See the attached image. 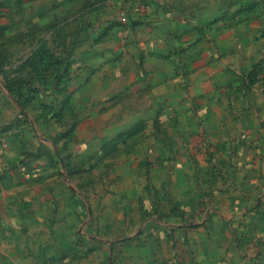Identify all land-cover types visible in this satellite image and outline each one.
<instances>
[{
	"label": "crops",
	"instance_id": "1",
	"mask_svg": "<svg viewBox=\"0 0 264 264\" xmlns=\"http://www.w3.org/2000/svg\"><path fill=\"white\" fill-rule=\"evenodd\" d=\"M140 1L58 0L50 29L47 1L31 0L20 30L0 22V72L14 79L0 78L10 161L0 175L11 180L0 189V264L98 249L108 261L113 243L94 232L110 225H50L96 183L140 210L159 198L171 224L193 220L137 225L122 246L171 247L185 226L202 264H264V0H164L139 14ZM54 36L82 40L78 59L66 76L41 57L38 78L33 60Z\"/></svg>",
	"mask_w": 264,
	"mask_h": 264
},
{
	"label": "rangeland",
	"instance_id": "2",
	"mask_svg": "<svg viewBox=\"0 0 264 264\" xmlns=\"http://www.w3.org/2000/svg\"><path fill=\"white\" fill-rule=\"evenodd\" d=\"M31 1V0H28ZM26 0H5V2H0V22L1 24H6L7 26L18 25L16 30H20V27H24L25 18H21L28 12L29 3ZM34 4H38L40 0H32ZM48 3V20L50 21V29L51 23L55 22L54 17L51 14H55L57 12V1L58 0H44ZM13 16V17H11ZM20 16V18L15 17ZM52 17V18H51ZM21 22V23H19ZM47 23V22H46ZM0 24V25H1ZM13 29V28H12ZM40 40V38H37ZM48 40V49L49 54L46 55L43 53L45 57L37 54L36 58L33 60L36 64L35 73L39 78L41 76V69L39 62L42 59L44 60V64L53 65L59 62L60 65L65 66V75H69L70 71H72V64L77 61L78 57L74 53L76 49L81 45L78 39L70 37L62 36L60 39L56 36L50 37ZM30 41L27 40L22 41L21 45H17L19 50L23 52V55L26 51H29L28 48L33 46L32 44H27ZM19 53V52H18ZM22 57V56H21ZM20 58V57H19ZM46 58V59H45ZM46 60V61H45ZM1 70V69H0ZM56 71H52L50 74H54ZM0 78L3 80L4 85H9V83L13 82L14 79L8 78V75L2 74L0 72ZM40 88V87H39ZM39 97L37 100L39 101ZM34 104L38 105L39 102L34 101ZM37 109H40L39 106H36ZM56 113L52 116L54 120H58L56 117ZM57 126H64L65 128H69L70 124L66 123L60 124L56 123ZM55 124V125H56ZM8 128L7 125L4 126V129ZM32 128L36 130V126L32 125ZM3 129V130H4ZM8 150V138L4 136L0 139V173L7 172L9 169V158H7L6 151ZM15 158L13 162L16 160L21 162L22 159ZM7 167V170L3 167ZM3 168V169H2ZM14 168V167H13ZM0 175V177L2 176ZM105 176L102 178L104 179ZM108 181V180H106ZM7 186H11V180L3 181L2 177L0 178V189L6 188ZM117 187V185H115ZM120 189V188H119ZM156 188L151 187L149 189L150 194H155ZM148 192V193H149ZM158 192V191H157ZM80 197H82L81 203L76 202L75 204H71V209L66 212V215L62 220L57 218L56 220L50 221V225H78V229L82 230L86 225H110V229H102L94 234L97 236V239H100L102 242L103 239L111 240L113 244L109 246V259L106 261L104 254L107 252L105 250H100L99 252L88 256L85 258H75L72 256L70 259L63 261L61 264H202L200 262L199 255L201 254V249H199V245H196V242L192 240V233L185 226H181L176 233L172 234V240H174L173 245L168 247L165 243H161V241L157 242V245L153 248L148 245L146 241V245L144 248H137L134 246H122L121 241L118 240L120 235L125 233H130V231L135 230L137 225H189L193 222V220H188L184 222L185 217L182 215V224H171L169 223V218L172 216L168 212L163 211L164 207L163 201L160 199H145L143 201L142 210L137 206L136 198H122L117 196V192L113 191L111 184L109 183H96V186L91 185L90 188H83V191H78ZM78 198L75 194V199ZM154 203V206L151 204ZM130 203V204H129ZM159 204V207L156 205ZM67 206V205H66ZM163 209V210H162ZM5 211V210H4ZM3 211V213H4ZM6 212V211H5ZM2 216V210L0 207V217ZM190 215H186L188 218ZM195 219V218H193ZM76 227V231L77 230ZM143 227L138 228V234L141 232ZM148 227H144L146 229ZM233 231V239L234 245L239 250L242 246V228L243 225H234L231 226ZM187 229V230H186ZM87 231V230H86ZM177 236V238H176ZM77 237V234H76ZM176 238V239H175ZM83 251V250H82ZM72 263H68V261ZM18 264H26L23 261L17 260Z\"/></svg>",
	"mask_w": 264,
	"mask_h": 264
},
{
	"label": "built area",
	"instance_id": "3",
	"mask_svg": "<svg viewBox=\"0 0 264 264\" xmlns=\"http://www.w3.org/2000/svg\"><path fill=\"white\" fill-rule=\"evenodd\" d=\"M164 0H142L139 2V5H141L138 10H139V14H140V10L141 9H145V8H150L151 6L153 5H158V4H161L163 3Z\"/></svg>",
	"mask_w": 264,
	"mask_h": 264
},
{
	"label": "trees",
	"instance_id": "4",
	"mask_svg": "<svg viewBox=\"0 0 264 264\" xmlns=\"http://www.w3.org/2000/svg\"><path fill=\"white\" fill-rule=\"evenodd\" d=\"M10 84V83H9ZM9 87V85H7Z\"/></svg>",
	"mask_w": 264,
	"mask_h": 264
}]
</instances>
